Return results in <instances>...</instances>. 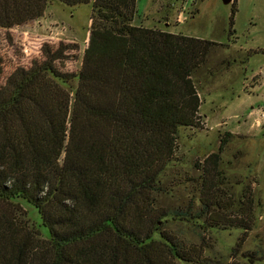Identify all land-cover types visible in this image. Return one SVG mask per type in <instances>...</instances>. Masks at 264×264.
I'll use <instances>...</instances> for the list:
<instances>
[{"label": "trees", "instance_id": "16d2710c", "mask_svg": "<svg viewBox=\"0 0 264 264\" xmlns=\"http://www.w3.org/2000/svg\"><path fill=\"white\" fill-rule=\"evenodd\" d=\"M51 1L93 5L90 43L77 73L56 64L68 46L46 43L4 82L0 52V264H216L165 229L171 220L242 228L238 256L256 199L245 191L233 209L217 194L226 138L200 194L157 206L180 127L202 125L194 74L219 43L134 24L138 0H0V27L41 18ZM21 199L40 208L48 237Z\"/></svg>", "mask_w": 264, "mask_h": 264}, {"label": "rangeland", "instance_id": "374dc122", "mask_svg": "<svg viewBox=\"0 0 264 264\" xmlns=\"http://www.w3.org/2000/svg\"><path fill=\"white\" fill-rule=\"evenodd\" d=\"M137 4L136 25L219 43L211 47L194 74L202 98V125L180 127L178 151L160 179L157 206L184 207L200 194L203 177L215 174L205 159L219 150L222 138L226 145L221 152V174L214 176L220 182L217 194L226 201L234 198L233 209L241 204L245 191L256 199L255 222L238 256L234 253L245 233L242 228L217 227L208 232L190 220H171L165 229L179 235L186 247L202 244L212 263L264 264V0L229 4L222 0H138ZM92 8L90 3L72 7L51 1L41 18L10 29L0 27L1 82L17 67L42 60L46 43L54 49L68 46L65 58L56 64L61 70L79 72L90 43ZM251 49L259 52L252 54ZM21 202L48 237L50 230L43 224L40 208L29 200ZM253 251L258 261L249 262L247 254ZM179 264L200 263L181 259Z\"/></svg>", "mask_w": 264, "mask_h": 264}, {"label": "water", "instance_id": "95a60500", "mask_svg": "<svg viewBox=\"0 0 264 264\" xmlns=\"http://www.w3.org/2000/svg\"><path fill=\"white\" fill-rule=\"evenodd\" d=\"M225 4L232 3L234 0H222Z\"/></svg>", "mask_w": 264, "mask_h": 264}]
</instances>
